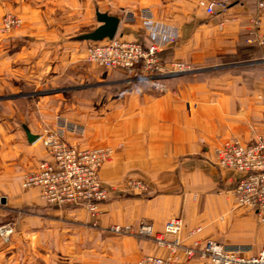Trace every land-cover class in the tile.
Masks as SVG:
<instances>
[{
	"label": "crops",
	"instance_id": "0c3cea01",
	"mask_svg": "<svg viewBox=\"0 0 264 264\" xmlns=\"http://www.w3.org/2000/svg\"><path fill=\"white\" fill-rule=\"evenodd\" d=\"M77 1L0 0V16L16 10L26 18L29 33H47L50 25H58L54 31H61L66 18L76 17ZM83 1L85 17L80 27L84 28L61 31L75 33V39L66 37V43L57 46L43 42L45 47L58 49L49 72L53 76H48L54 88L35 101L29 116L17 112V103L24 97H3L11 104H6V114L0 113V226H12L14 232L7 242L0 238V264H135L144 253L167 252L152 241L112 233L109 227L137 225L144 220L155 232H164L167 222L175 217L183 220L179 240L184 245L212 239L231 250L248 248L247 256L257 254L264 242V219L255 208L237 200L232 189L240 174L216 164V148L232 137L249 143L264 134V97L258 96H264V44L262 55L248 61L255 68L213 78L171 77L167 83L175 92L165 94L145 82H129L120 69H114L120 74L115 78L82 76L75 56L78 36L100 25L97 10L121 18L117 37L141 40L149 46L141 21L123 19L126 11L148 8L153 20L164 26L165 34L179 32L175 42L161 47V58L198 63L204 57L206 38H213L221 23L235 32V40L240 29L251 37L257 32L264 34V6H259V0H244L209 15L199 0H147L148 6L140 3L136 9L118 6V13L108 8L109 0H96L101 4L95 5L94 0ZM92 8L95 27H91ZM254 19L261 21L260 28ZM256 39L247 37L248 45ZM24 75L29 72L23 71ZM64 75L75 82L82 77L86 81L83 91L99 99L76 101L71 94L74 85L63 88L55 83L67 79ZM111 86L116 87V95ZM67 89L71 91L68 95ZM187 102L192 104L191 112ZM57 116L84 127L82 132H64L71 144L114 150L100 169L110 197L101 204L97 220L80 207L49 206L39 188L22 186L25 175L47 158L36 138L45 128L57 127ZM28 132L36 137L30 139ZM132 180L142 181L147 190L130 188ZM178 264L206 263L184 258Z\"/></svg>",
	"mask_w": 264,
	"mask_h": 264
},
{
	"label": "built area",
	"instance_id": "2783aa9c",
	"mask_svg": "<svg viewBox=\"0 0 264 264\" xmlns=\"http://www.w3.org/2000/svg\"><path fill=\"white\" fill-rule=\"evenodd\" d=\"M244 0H199V5L209 15L225 11L231 3ZM264 6V0H259ZM149 18V16L145 15ZM128 21L133 15L128 14ZM20 20L8 15L3 22L4 28L18 26ZM145 28L153 42L146 46L137 40H123L117 36L113 39L90 41L87 54L93 61L102 66L120 68L128 73L129 81L145 82L158 93H166L170 86L166 79L191 72L187 63L178 60L161 59L160 48L173 41L176 32L164 33V26L145 20ZM254 24L258 28L260 20ZM261 42L264 43V34ZM260 98L264 96L260 95ZM187 109L192 111V104L187 102ZM58 125L53 129H45L36 140L47 151V158L41 159L37 167L25 175L22 186L25 189L39 188L42 199L51 206H81L97 220L100 206L108 199V189L100 179V169L110 159L113 149L110 147H79L71 144L64 137L66 130L82 132L83 128L70 121L58 117ZM216 164L231 168L240 175L232 189L237 200L255 208L264 219V134L249 143L232 137L216 148ZM134 188L147 189L142 181H134ZM183 227L181 217L171 219L164 233L154 232L153 226L141 221L136 229L133 225L115 224L111 229L116 233H129L137 236L151 237L158 246L170 250L167 256L152 254L143 255L136 264H175L183 255L188 260L199 259L206 264H264V242L257 254H244L248 248L231 250L220 241L207 240L192 246L180 244L179 236ZM12 226H0V238L8 241L13 234ZM166 235L173 236L168 240Z\"/></svg>",
	"mask_w": 264,
	"mask_h": 264
},
{
	"label": "rangeland",
	"instance_id": "374dc122",
	"mask_svg": "<svg viewBox=\"0 0 264 264\" xmlns=\"http://www.w3.org/2000/svg\"><path fill=\"white\" fill-rule=\"evenodd\" d=\"M112 1H114V2H112ZM82 3L84 4V3H86V1H83V2H81V0L77 1V10H75L76 17L71 16L69 19L66 18L67 22L66 23L63 22L62 26H64V27L62 28V30L65 29L67 31L68 29H74L76 27L75 30H79L77 32H80V30L84 28V27L83 28L80 27V23L82 22V20H84V17H85V10L82 9V11H81V7L83 6V5H81ZM140 3L142 4L141 5L142 7L144 5H147V6L149 5V1H147V0H109V2L107 3V6L109 9L116 11L118 13H121V10H120L121 7L125 8L126 10H131L133 8L136 9L139 7L138 4H140ZM95 4H101V3L99 1L97 2L96 0H94V5ZM198 4H199V1H198ZM118 6H121L120 9L118 8ZM142 10H145V11L143 12ZM91 11H92V17L94 20L91 27L92 26L95 27L97 25V23L95 22V19H94L95 17H94L93 8L91 9ZM150 13H149L148 8L141 9L139 7V9H137L136 12L126 11L124 13L123 19L127 20L128 14H131V15H133V18H134V20L131 22H134V21L136 22L137 20H140L142 25H143V29H144L145 33H147V35H148L147 40L149 41V43L151 45L153 40L149 35V30H147L145 28V24H144L145 20H147V19H150L153 22H155L153 20V16ZM8 15L13 16L14 18L16 17L17 19H19L20 20L19 25L18 26H11L10 28L5 29L3 22L5 21V19ZM145 15L149 16V18L145 17ZM255 20L256 19H254L253 21H255ZM73 21L76 22L75 25L72 23ZM26 22H27L26 18L23 17L22 14L16 10L15 11L9 10L0 16V113L1 114H6L5 106H6V104H11V103H9V101L4 99L3 97L5 95H10V94H15V95L17 94V95L24 97V100L17 103V106H18L17 112L18 113H23L24 115L29 116L33 112L32 108L36 107L35 101L38 100L41 96H43L44 93L47 92V90H52L54 88V85H52L53 79L48 80V78H49L48 76H53V74H50L49 72L53 71L55 61L57 60V57H55V54H56L58 49L57 50L54 48L50 49V47H45L44 44L47 42L49 44L50 43L54 44V46L63 45L64 43H66V42H64L66 37H70L71 41L74 38L73 35L75 33L73 34V32L71 33V31H69L70 33H68V34H66L65 32H61L62 30L61 31H54V28H56L58 25H56V26L50 25L49 28L47 27L49 29V31L47 33H44V34H42V33H29V32H27V29L25 26ZM260 25H261V21H260ZM259 28H260V26H259ZM240 30L241 31L238 32L237 39L235 40L234 39L235 32L232 33L231 30L229 29L228 25L225 26V25H223V23L218 25V27L216 28V34L214 35V37L212 38V36H213L212 35L210 38H206L207 40L205 42L203 59L198 63H187L188 66H190V68L192 69V71L187 72L185 74L177 75V76H195L196 78H199V79H201L205 76H206V78L207 77L213 78V77L222 76L223 74L231 73L232 71H236V70L244 68V67H249L251 64H248L249 63L248 61L262 55L261 53H263L262 47H264V46H262V44H264V43L261 42V38H262L263 33L257 32V35L255 33L251 37L249 35L247 36V32L245 29H240ZM175 32H176V36L173 39V42H175L179 37L178 36L179 32L177 30H175ZM254 36L257 39L253 42V44H257L258 49L255 52H250L249 45L247 43V37H248V39H252ZM37 42H40V43L42 42V44H39ZM43 42H45V43L43 44ZM78 42H79V48H77V50H76L77 55L75 57L77 58V61H76L75 65H77L78 68L80 67L79 71L82 72V76H85V73L87 75L91 74V76H99V77L100 76H114V78H115V76H120V74H117L114 72V69H120V68H111V67L102 66L98 62L93 61L89 58V56L87 54V48H88V44L90 43V41L79 40ZM5 43H8L9 45L5 46ZM260 43H261V45H259ZM161 49L162 48H160V50ZM41 57H42V59L40 60L39 58H41ZM161 59H163V58H161ZM43 60H46L47 63ZM50 63H52V64H50ZM236 63H238L237 64L238 66H235ZM120 70H122L124 72L123 75L125 76L126 80H128V76H129L128 73L123 69H120ZM23 71L24 72L28 71L29 75L28 76H26V75L22 76ZM43 72H45V73H43ZM177 76H175V77H177ZM65 77H67V76H65ZM109 78H113V77H109ZM85 82L86 81L84 79H82V77H81V80L78 79L75 82V81H72V79L68 76L67 79L66 78H60V80H56L55 83L60 84L59 86L63 87V88H66L67 86L74 85L72 88L74 90H72L73 93H71V94L75 95L74 97L76 98V101L84 102L87 100L88 101L92 100L95 102L99 98L95 97V95L91 96L92 92L85 93L83 91L82 86H84ZM166 83H167V79H166ZM111 87H109V89H111V91L113 92L116 87L115 86H111ZM70 92L71 91L69 89H67L65 91V94L68 95V94H70ZM169 92H175V90H173L170 87V90L166 93H169ZM113 94L116 95V91H114ZM160 94H165V93H160ZM258 96H260V95H258ZM58 117L59 116H57V119H58ZM45 129H53L54 130L55 128H45ZM83 130H84V127H83ZM67 131H69V130H66L65 132H67ZM69 132H72V131H69ZM75 133H77V132H75ZM113 153H114V150L112 152V155H113ZM112 155H111V157H112ZM111 157H110V159H111ZM109 160H107L106 162H108ZM101 181H102V179H101ZM134 181H137V180L130 181L129 186L132 189H137V188L133 187ZM102 183H103V181H102ZM103 185L105 186L104 183H103ZM105 187L107 188V186H105ZM28 190H30V189H28ZM140 190L144 191L143 189H140ZM108 193H109L108 194V199H109V197H110L109 189H108ZM49 206H51V205H49ZM68 207L83 208L81 206H68ZM58 208H64V207H58ZM83 209H85V208H83ZM61 217L64 218V215H62ZM141 221H144V220H141ZM140 222L137 225H133V224H131V225L135 226V228L137 229ZM119 225H122V224H119ZM126 225H130V224H123V226H126ZM112 226L113 225H111L109 227V230L112 233L124 234V235H133V236H136L142 240L152 241L155 244V246H157L160 249H164L167 252L166 255H161V254H157V253H153V252L144 253L143 255L152 254V255H158V256H167L170 253L169 249L158 246L157 241L151 237L137 236V235L129 234V233L128 234L127 233H116L111 229ZM165 228H166V226H165ZM182 229H183V227H182ZM164 232H165V230H164ZM164 232H158V233H164ZM181 232H182V230H181ZM166 238L168 240H172L174 237L171 239V237H169V235H166ZM5 242H7V241H5ZM179 242H180V244H183L180 240H179ZM183 259H184L183 255L181 254L180 258L178 259V261H176L175 264L182 262ZM195 259H197V258H195ZM186 260H188V259H186Z\"/></svg>",
	"mask_w": 264,
	"mask_h": 264
},
{
	"label": "water",
	"instance_id": "95a60500",
	"mask_svg": "<svg viewBox=\"0 0 264 264\" xmlns=\"http://www.w3.org/2000/svg\"><path fill=\"white\" fill-rule=\"evenodd\" d=\"M96 17L100 25L95 30L78 36L79 40L102 41L104 39H113L117 36L121 23L119 16L97 10ZM28 137L34 139L36 136L28 132Z\"/></svg>",
	"mask_w": 264,
	"mask_h": 264
},
{
	"label": "trees",
	"instance_id": "16d2710c",
	"mask_svg": "<svg viewBox=\"0 0 264 264\" xmlns=\"http://www.w3.org/2000/svg\"><path fill=\"white\" fill-rule=\"evenodd\" d=\"M139 42H141V40H138ZM142 43V42H141ZM258 49V46L257 44H253L252 46H249V50L250 52H255L256 50ZM158 55L161 57L162 56V53L159 52ZM251 69V68H255V66H249V67H244V68H241V69H238L236 71H232L231 73H239V71H241L242 69ZM56 207V206H55Z\"/></svg>",
	"mask_w": 264,
	"mask_h": 264
}]
</instances>
